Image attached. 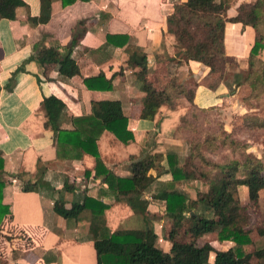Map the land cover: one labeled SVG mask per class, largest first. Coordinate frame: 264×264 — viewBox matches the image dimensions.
Wrapping results in <instances>:
<instances>
[{
	"label": "crops",
	"instance_id": "1",
	"mask_svg": "<svg viewBox=\"0 0 264 264\" xmlns=\"http://www.w3.org/2000/svg\"><path fill=\"white\" fill-rule=\"evenodd\" d=\"M173 1L21 0L14 7L12 18L0 17V179L4 181L2 198L9 203V211L0 220V264H95L85 213L77 220L66 221L53 210L52 203L59 199L68 205L80 200L84 193L95 196L105 184L91 177L95 164L92 154L82 151L79 158L72 159L56 156V132L48 121L44 97L53 96L52 115L63 128L71 127V116L89 112L91 100L118 98L133 139L123 143L111 131L103 129L95 142L103 163L114 173L126 175L130 172L129 155L138 156L144 151L164 153L168 149L184 154L187 137L177 127L188 108L233 104L240 84H245V92L249 89L250 68L259 75L264 73L255 56L251 65L248 63L252 27L227 21L225 51L235 61L244 62L245 82H236L233 93L228 91L231 82L229 73L226 74L228 64L215 88L199 83L194 87L192 99L187 100L181 90L189 87L191 79L207 80L209 68L201 62L184 59L174 34L166 29L165 19ZM241 1L244 0H228L226 15H233ZM32 17L36 22H32ZM75 25L84 28L71 50L78 73L65 75L56 62L40 65L31 57L34 45L40 41L66 43ZM108 35L111 37L106 42ZM123 35L126 41L122 44ZM99 72L111 77V88L84 85V76ZM234 73L237 75V71ZM146 81L170 93L151 118L140 117ZM248 95L246 102L252 104L251 100L258 95L256 88L253 95ZM237 98L234 105L226 108H242V98ZM256 155L264 156V152L260 150ZM84 170L90 171L89 176L84 175ZM168 178L161 173L144 189L145 215L134 212L123 199L100 193V199L108 203L103 209L106 226L110 230L148 226L155 243L167 252L169 218L164 213L163 201L152 195L165 187ZM28 180L36 181V186L29 191L21 190ZM64 181L73 183L74 188L65 189ZM189 181H181V187ZM202 235L197 237L198 244L208 241H200ZM208 242L214 248L231 244L216 238ZM250 244H243V249L251 250L253 245L246 248ZM106 247L114 252H126L133 244L115 242ZM212 257L213 252H209V261Z\"/></svg>",
	"mask_w": 264,
	"mask_h": 264
},
{
	"label": "trees",
	"instance_id": "2",
	"mask_svg": "<svg viewBox=\"0 0 264 264\" xmlns=\"http://www.w3.org/2000/svg\"><path fill=\"white\" fill-rule=\"evenodd\" d=\"M20 3L21 0H0V17L12 18L14 7ZM227 7L228 0H174L171 11L166 15V29L174 34L184 59L201 62L209 68L207 80L192 81L190 87L181 90L189 101L196 85L204 83L215 88L228 64L236 62L224 47V27L227 21L252 27L253 39L248 49V63L251 65L252 56H255L264 69V0L241 1L235 7V13L229 16L226 15ZM32 19L33 23L36 22L35 17ZM83 31L84 28L73 26L70 38L64 44L38 42L34 45L31 57L40 65L56 62L59 71L65 75L78 73L71 50ZM110 37H106V42ZM121 39L123 44L126 36L123 35ZM248 75V96H251L254 88L264 84V73L259 75L250 68ZM82 79L88 88L109 89L112 86L111 77H106L102 72ZM234 81H238L237 75ZM143 87L140 117L151 118L158 105L170 97V93H164L150 81H146ZM52 100L53 96H46L42 101L48 121L56 132V156L72 159L79 158L82 151L92 154L95 164L91 177L105 184L95 196L84 193L80 200L71 201L68 205L59 199H54L52 203L53 210L66 221L77 220L85 213L83 217L93 239L95 264H264V226H255L257 236L254 238L248 227L246 206L240 204L236 197L239 185L264 186L263 155L260 157L244 149L239 156L222 155L220 159H215L207 155L202 149L211 151L217 146L228 145L235 150L238 145H243L222 129L205 132L202 138L188 139L186 136L188 148L181 156L178 151L170 149L164 153L144 151L138 156L129 155V174H116L99 157L95 141L103 129L111 131L123 143L133 139L121 101L118 98L91 100L90 111L71 116V127L63 128L53 118ZM193 107L202 112L210 108ZM241 118L248 125H264V116L243 114ZM177 130L185 131L181 121ZM161 173L169 177V182L152 196L163 201L164 213L169 218L166 229L169 246L166 254L154 246V233L148 226L110 230L103 215V209L108 203L99 197L102 193L123 199L134 212L145 215L147 199L143 197L144 189ZM89 174L90 171L84 170L86 177ZM187 180L201 183L193 189L192 194L181 187V181ZM36 183L25 181L21 190H32ZM170 183L171 187L168 186ZM63 186L68 190L74 188L73 183L67 181H64ZM3 187L4 181L0 179V220L9 211V203L2 198ZM254 199L252 202H255ZM187 231L196 237L214 232L217 241L226 240L231 244L226 248H214L208 241L200 244L193 240L187 241L184 239ZM115 242H131L133 247L126 252L107 249L108 243ZM249 242H252L253 248L245 251L242 245ZM209 252H213L211 261L208 259Z\"/></svg>",
	"mask_w": 264,
	"mask_h": 264
},
{
	"label": "rangeland",
	"instance_id": "3",
	"mask_svg": "<svg viewBox=\"0 0 264 264\" xmlns=\"http://www.w3.org/2000/svg\"><path fill=\"white\" fill-rule=\"evenodd\" d=\"M243 67H244V62L240 60L229 64L227 70L228 72L226 74L228 75L229 73L230 75L229 78L231 82L229 84L230 86L228 88V91H230L231 93H233L234 91V85L236 82L241 83V80L243 81L245 80L246 68ZM235 71H237V77H238V81L236 82L234 81V77L236 76V74L234 73ZM192 81H193L192 79L189 81L188 83L189 87L191 86ZM237 86L238 84L236 85V87ZM243 86L240 84V87L238 86L239 89L237 87L238 90L236 91L238 93V98L239 97L242 98L241 99V102L243 103L242 108H239L237 106H234L232 108H226V106L228 105H234V99L237 98L235 97L236 95L235 94L232 99L233 104H231V102H229L228 104L226 102H223L222 104L211 106L209 109L203 112L198 111L195 107L191 106L190 108H188V111L186 112L183 120H181L183 128L185 129V131H182V134H185L188 137V139L202 138V134H204L205 132L208 131L215 132L224 129L227 132H229L233 138L238 139L243 143V145H238L235 148V150H232L231 146L228 145L217 146L211 151L202 149L203 152H205L207 155H210L215 159H220L222 155L239 156L244 150L251 151L254 154H257L260 150L264 152V125H259V124H256L254 126L248 125L245 122H243L241 118L243 114H257L260 116H264V90L263 92L260 93V90L264 88V84L261 85L260 87H256V92L258 95L257 97H253L254 99L251 98L252 104H249L250 102L249 103L246 102L245 96L248 95L249 89L245 92V88H243ZM242 89L244 91V95H243V91H241ZM253 106L255 107V109L252 108ZM243 108L247 110L243 111ZM194 111L196 113L192 114ZM185 147H186L185 150L186 152L188 146ZM181 155L183 154H180V156ZM194 185L199 186V183H196L194 180L193 181L191 180L189 181V184L183 186V189L186 190L188 193H191L193 191L192 187ZM168 186L171 187V183L168 184ZM236 197L240 204L246 206L245 212L248 216V227L251 228V231L253 232L252 235L254 238H256L255 235L257 236V233L255 230V226L257 225L264 226V186H259L258 184H251L249 186L242 187L239 185L237 187ZM253 199L255 200V202H252ZM184 239L187 241L193 240L196 243H198L197 242L198 238L196 236H193L191 232L188 231ZM199 240L200 241L208 240L214 242L215 234L213 232H207L203 234L202 237L199 238ZM154 246L160 252L165 254L167 253L165 250L161 248L160 244L155 243V241H154ZM251 246H252V242L250 245L246 246V248H251ZM252 261L253 258L251 262Z\"/></svg>",
	"mask_w": 264,
	"mask_h": 264
}]
</instances>
